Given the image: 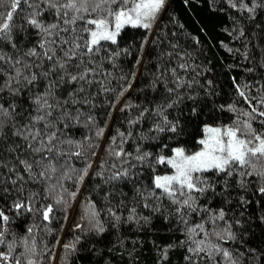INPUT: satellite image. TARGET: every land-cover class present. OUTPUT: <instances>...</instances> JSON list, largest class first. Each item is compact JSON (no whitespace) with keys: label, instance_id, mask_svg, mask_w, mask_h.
<instances>
[{"label":"snow or ice","instance_id":"6c2138e0","mask_svg":"<svg viewBox=\"0 0 264 264\" xmlns=\"http://www.w3.org/2000/svg\"><path fill=\"white\" fill-rule=\"evenodd\" d=\"M194 2L226 97L172 0H0V264H264V0Z\"/></svg>","mask_w":264,"mask_h":264},{"label":"trees","instance_id":"16d2710c","mask_svg":"<svg viewBox=\"0 0 264 264\" xmlns=\"http://www.w3.org/2000/svg\"><path fill=\"white\" fill-rule=\"evenodd\" d=\"M172 7L185 24L184 30L200 35L204 53L210 61L209 66L213 69V72L209 75H213L217 79L218 88L221 90L222 95L226 97L231 92V77L235 76L237 79H241L244 73L240 67H228V65L234 64V61L219 44L221 40L226 43L231 41V36L223 33L216 24V21L223 19V17L210 14L205 6L196 5L194 0L191 9L186 8L182 4V0H172ZM204 27H207V31L201 32L200 29ZM253 207L258 206L254 204ZM257 235H259L258 230ZM162 238L166 239V237ZM173 259L174 264H180L179 254H176Z\"/></svg>","mask_w":264,"mask_h":264}]
</instances>
